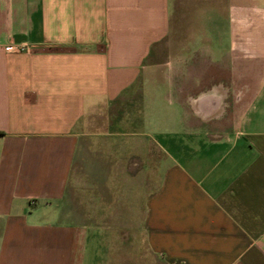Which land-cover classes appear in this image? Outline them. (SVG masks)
I'll return each instance as SVG.
<instances>
[{"label":"crops","instance_id":"0c3cea01","mask_svg":"<svg viewBox=\"0 0 264 264\" xmlns=\"http://www.w3.org/2000/svg\"><path fill=\"white\" fill-rule=\"evenodd\" d=\"M175 1L0 0V264H264V0H211L148 64ZM90 133L118 156H87L82 211Z\"/></svg>","mask_w":264,"mask_h":264},{"label":"rangeland","instance_id":"374dc122","mask_svg":"<svg viewBox=\"0 0 264 264\" xmlns=\"http://www.w3.org/2000/svg\"><path fill=\"white\" fill-rule=\"evenodd\" d=\"M220 1L224 2L225 0H220ZM210 3L211 0H176L172 8L171 33L168 39L169 45L166 43H162V45L158 46L154 50L152 56L148 59V64H164L171 55L180 53L183 47H186L185 51L183 52V55L188 57L191 54V52H193L195 48V43L186 42V41L182 42L180 41V39H182L181 36H187V35L189 36L191 34H196L197 32H199L198 19L199 18L201 19L204 15V12L208 11L207 8L208 5H210ZM223 5H225V2ZM193 37H195V35ZM170 43H172L173 48L170 47ZM141 111L145 112L146 111L145 107L141 109ZM144 112L141 115H138L139 121L136 122L137 124L136 127L134 126V123L132 121H126L122 126V130L126 132H132L134 130L139 131L140 130L139 127L142 125L140 119H142L145 116ZM99 123L100 121H98V125H100ZM100 128L98 127L95 131L100 132L101 130ZM108 130L111 133L117 132L118 129L115 124V121L112 124H109ZM101 134L102 133H90L89 135L84 134L80 141L78 156L73 172V177L78 179V185L76 189H74L73 194L74 197L76 198V204L82 208V211H84L85 209V201H86V194H85L86 187L84 185V177H85V161L87 156H89V159L91 158L94 159V163L97 169L95 176H97L98 178H100L102 174L101 173L102 162L104 161L105 163H107V158L110 161L114 159L115 156L116 157L118 156L116 150L117 149L116 138L109 139L106 137H102ZM109 151H111L112 153L108 154ZM113 164L115 165V161ZM113 172L116 174V171ZM104 199L108 200L107 202L113 203L115 205L114 206L115 208L117 207L116 205L117 203L115 202L116 195H112V194H110L109 196L106 195ZM97 200H99L97 204L100 205L101 204L100 196L97 197ZM104 208L107 209L108 207L105 205L99 209H101L104 212L105 211ZM101 252H102L101 249L98 250L99 256ZM127 254H129L132 257L135 254V252L132 249H126V245H124V248H121L118 251V253L114 251V255H115L114 257H116V259L119 256L121 257V259L123 257H129ZM98 255L97 258H99ZM129 261L133 263L134 259L133 261L132 259Z\"/></svg>","mask_w":264,"mask_h":264}]
</instances>
